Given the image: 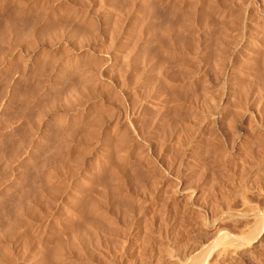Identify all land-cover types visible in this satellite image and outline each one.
Returning <instances> with one entry per match:
<instances>
[{
  "label": "rangeland",
  "instance_id": "obj_1",
  "mask_svg": "<svg viewBox=\"0 0 264 264\" xmlns=\"http://www.w3.org/2000/svg\"><path fill=\"white\" fill-rule=\"evenodd\" d=\"M24 2L0 0V264L202 260L207 225L253 228L228 215L264 205V0Z\"/></svg>",
  "mask_w": 264,
  "mask_h": 264
},
{
  "label": "bare ground",
  "instance_id": "obj_2",
  "mask_svg": "<svg viewBox=\"0 0 264 264\" xmlns=\"http://www.w3.org/2000/svg\"><path fill=\"white\" fill-rule=\"evenodd\" d=\"M27 1V0H26ZM113 1V0H112ZM227 1V0H226ZM25 3L24 2V0H20V3ZM20 3L17 5V6H15V8L12 10V12L14 11L15 13L16 12H19V11H21V9L22 8H20ZM203 4V3H202ZM58 6V5H57ZM228 7V6H227ZM231 7V6H230ZM140 9V8H139ZM193 9V8H192ZM10 12H11V10H10ZM13 12V14L14 15H16L15 13ZM224 12V11H223ZM59 15V14H58ZM223 15V14H222ZM12 16V15H11ZM84 16V15H83ZM108 16V15H107ZM117 17V16H116ZM91 21V20H90ZM89 21V22H90ZM117 21V20H116ZM9 23V22H8ZM48 24V23H47ZM89 25V24H88ZM90 25H92V23L90 22ZM89 25V26H90ZM222 25V24H221ZM63 27V26H62ZM5 28H7V26L5 27ZM4 28V29H5ZM9 28V27H8ZM90 28H91V26H90ZM121 28V27H120ZM87 29V28H86ZM262 29V28H261ZM78 31V30H77ZM2 32H3V30H2ZM5 33H7L6 31H5ZM4 33V34H5ZM262 33V32H261ZM260 33V34H261ZM3 34V33H2ZM2 34H0V35H2ZM3 34V36H5ZM79 34V33H78ZM253 34V33H252ZM83 35V34H82ZM251 35V34H250ZM2 36V37H3ZM252 36V35H251ZM96 37V36H95ZM241 37V36H240ZM5 39V38H4ZM51 39V38H50ZM261 40V39H260ZM234 44V43H233ZM236 44V43H235ZM217 47V46H216ZM235 47V46H234ZM94 50V49H93ZM120 51V50H119ZM36 57V56H35ZM45 60V59H44ZM217 61V60H216ZM89 64V63H88ZM114 64V63H113ZM77 66V65H76ZM234 66H235V64H234ZM219 70V69H218ZM60 71V70H59ZM58 73H60V72H58ZM82 73V72H81ZM80 73V74H81ZM84 73V72H83ZM222 73V72H221ZM64 74V73H63ZM81 76V75H80ZM104 77V76H103ZM89 79V78H88ZM86 81H88V80H86ZM94 81V80H93ZM229 81V80H228ZM90 82V81H89ZM96 83V82H95ZM91 84V83H90ZM86 88V87H85ZM117 93V92H116ZM207 94V93H206ZM75 96V95H74ZM92 96V95H91ZM73 97V96H72ZM235 98V97H234ZM200 100V99H199ZM84 103V102H83ZM206 104V103H205ZM208 104V103H207ZM82 105V104H81ZM217 105V104H216ZM63 106V105H62ZM215 106V105H214ZM215 108V107H214ZM224 108V107H223ZM212 109H213V107H212ZM202 111V110H201ZM67 114H69V113H67ZM76 114V113H75ZM214 114V113H213ZM216 114H217V112H216ZM116 115V114H115ZM191 115H192V113H191ZM202 115V114H201ZM211 116V115H210ZM224 116V115H223ZM196 117H198V116H196ZM205 117V116H204ZM209 117V116H208ZM190 118V117H189ZM217 118V117H216ZM228 119V118H227ZM195 120V119H194ZM84 121V120H83ZM86 122V121H85ZM212 122V121H211ZM89 123V122H88ZM94 123V122H93ZM212 124V123H211ZM38 125V124H37ZM199 125V124H198ZM245 125V124H244ZM186 128V127H185ZM184 128V129H185ZM183 129V128H182ZM187 130V129H186ZM209 132V131H208ZM180 135V134H179ZM189 135V134H188ZM192 135V134H191ZM184 137H186V136H184ZM182 139V138H181ZM188 140V139H187ZM182 141V140H181ZM180 141V142H181ZM202 141V140H201ZM188 142V144H189V141H187ZM186 142V143H187ZM30 143V142H29ZM59 143V142H58ZM55 144V143H54ZM185 144V143H184ZM186 145V144H185ZM184 146V145H183ZM183 151V150H182ZM194 152V151H193ZM246 154V153H245ZM163 155V154H162ZM214 156V155H213ZM192 157V156H191ZM203 157H204V155H203ZM210 163V162H209ZM224 163V162H223ZM183 164H185V163H183ZM191 164V163H190ZM221 164V163H220ZM221 167V166H220ZM225 168V167H224ZM264 168V167H263ZM190 169V168H189ZM233 169V168H232ZM190 171V170H189ZM192 171V170H191ZM263 171V170H262ZM238 172V171H237ZM259 172V171H258ZM185 173V172H184ZM260 173V172H259ZM164 175V174H163ZM190 175V174H189ZM217 176V175H216ZM231 176V175H230ZM48 179V178H47ZM90 179V178H89ZM186 181V180H185ZM193 181V180H192ZM40 182V181H39ZM48 182V181H47ZM41 184V183H40ZM159 184V183H158ZM184 184H186V183H184ZM175 185V184H174ZM225 185V184H224ZM42 186H43V188L45 189V188H47V186L46 185H43L42 184ZM44 186H46V187H44ZM187 187H188V184H187ZM220 187V186H219ZM47 190V189H46ZM155 190V189H154ZM39 191H40V189H39ZM213 191V190H212ZM226 191V190H225ZM41 192V191H40ZM39 192V193H40ZM199 193V192H198ZM203 193H204V191H203ZM33 194V193H32ZM51 194V193H50ZM184 194V193H183ZM186 195V194H185ZM189 195V194H188ZM182 196V195H181ZM38 197H39V195H38ZM241 197V196H240ZM16 198V197H15ZM30 198V197H29ZM143 198V197H142ZM35 199V198H34ZM141 199V198H140ZM36 200V199H35ZM178 200V199H177ZM38 201V200H37ZM36 201V202H37ZM99 201V200H98ZM101 201V200H100ZM34 202V201H33ZM40 202V201H39ZM62 202V201H61ZM95 202V201H94ZM208 202V201H207ZM255 202V201H254ZM36 204V203H35ZM213 204V203H212ZM244 204V203H243ZM254 204V203H253ZM93 205V206H92ZM91 206V208H92V210H93V208L95 207V205L94 204H92ZM142 205V204H141ZM145 205V204H144ZM186 205V204H185ZM118 206V205H117ZM243 206V205H242ZM261 207L263 206V208H261V209H255V208H253V207H249V208H243V209H245V211H243V212H235V213H229V215H228V217H230V218H234V220L235 219H239L240 220V218L242 219V218H247V219H251V220H253V223H254V226H253V228L251 229V230H249L248 232H247V230H246V234H235V233H231L230 231V233L229 232H227V231H222L221 229L220 230H218V228L216 229V227H215V229L214 228H212V224H209V225H207L208 227L207 228H210L211 230H212V233H214V234H216L218 237H220L219 238V240H218V242H215V241H213L212 243H210V245L205 249V247H202L200 250L201 251H205V255H204V258L202 259V260H199L197 257H198V255H200V254H198L197 253V251L195 250V249H197V248H194V250H191V251H189L188 252V250L186 251V249H185V247H184V249H185V251H184V249L182 250V252L181 253H178V254H176L175 255V257L172 259V262H173V264H204L205 262H206V258L207 257H209L211 254L213 255V254H215L216 255V257H220V258H223V257H227V256H229V257H231V258H234V259H237L238 260V262H239V264H264V252L262 251V246H261V242L258 240L259 238H260V236L264 233V205H260ZM21 207H23V206H21ZM48 207V206H47ZM145 207V206H144ZM229 207V206H228ZM245 207H246V205H245ZM17 208V207H16ZM15 208V209H16ZM18 208H20V206L18 207ZM137 208V207H136ZM22 209H24V207L22 208ZM22 209L20 208V212H22ZM48 209V208H47ZM46 209V210H47ZM118 209V208H117ZM242 209V210H243ZM25 210V209H24ZM43 210V209H42ZM139 210V209H138ZM241 210V211H242ZM9 211V210H8ZM10 211H13L12 209L10 210ZM18 211V212H17ZM198 211V210H197ZM15 211H13V214H12V212L9 214L8 212V214H7V217H8V222H11V224H9L8 222V224L9 225H7L8 227L9 226H13L14 224H16L17 222H15V220H18L16 217H18V216H16L17 215V213H19V209L18 210H16V214L14 213ZM90 212H91V210H90ZM138 212V211H137ZM31 213V212H30ZM85 213V212H84ZM147 213V212H146ZM14 215V217L12 216V215ZM20 215L22 214V213H19ZM89 214H91V213H89ZM127 214V213H126ZM133 214V213H132ZM151 214V213H150ZM86 215V214H85ZM91 215H93V214H91ZM212 215V214H211ZM130 216V215H129ZM213 216V215H212ZM2 217V216H1ZM3 217H4V220H5V216L3 215ZM13 217V219H12V221H13V223H12V221H10L9 219H11ZM22 217V216H21ZM92 217H94V216H91V218ZM223 217H225V216H223ZM227 217V216H226ZM22 218H24V217H22ZM22 218H20L22 221H20V224H21V222L23 223V219ZM97 218V217H96ZM1 219V218H0ZM246 219V220H247ZM27 220V219H26ZM106 220V219H105ZM111 220V219H110ZM109 220V221H110ZM150 220V219H149ZM171 220V219H170ZM202 220V219H201ZM209 220V219H208ZM211 220V219H210ZM87 225H86V227H88L89 225L91 226L94 222L93 221H95V218H93V221H91V219L89 220V219H87ZM98 221V220H97ZM128 221V220H127ZM126 221V222H127ZM232 221V220H231ZM248 221H250V220H248ZM183 222V221H182ZM212 222V221H211ZM241 222V221H240ZM244 222V221H243ZM247 222V221H246ZM251 222V221H250ZM27 223V222H26ZM25 223V224H26ZM106 223V222H105ZM222 223V222H221ZM2 224H3V221H2ZM6 224V223H5ZM5 224H3V225H5ZM24 224V223H23ZM36 224V223H35ZM95 224V223H94ZM2 225V226H3ZM99 225H100V221H99ZM130 225V224H129ZM152 225V224H151ZM195 225V224H194ZM199 225V224H198ZM251 225V224H250ZM250 225H249V227H250ZM1 226V225H0ZM131 226V225H130ZM147 226V225H146ZM145 226V227H146ZM173 226V225H172ZM178 226V225H177ZM222 226V225H221ZM84 227V226H83ZM82 227V228H83ZM112 227V226H111ZM196 227V226H195ZM218 227V226H217ZM248 227V228H249ZM152 228V227H151ZM199 228V227H198ZM37 229V228H36ZM63 230V229H62ZM71 230V229H70ZM85 230V229H84ZM123 230V229H122ZM158 230V229H157ZM230 230V229H229ZM233 230V229H232ZM72 231V230H71ZM116 231V230H115ZM138 231V230H137ZM143 231V230H142ZM75 232V231H74ZM77 232V231H76ZM152 232V231H151ZM157 232V231H156ZM166 232V231H165ZM198 232V231H197ZM244 233V232H243ZM79 234V233H78ZM144 234V233H143ZM214 234H212V236L214 235ZM0 235H1V233H0ZM72 235V236H71ZM98 235V234H97ZM131 235V234H130ZM23 236H25V235H23ZM77 236V235H76ZM75 233H74V235L73 234H70V237H73V240L75 239ZM81 236H82V234H81ZM81 236H79V237H81ZM103 236V235H102ZM189 236V235H188ZM216 236V237H217ZM21 237V236H20ZM214 237V239H215V236H213ZM68 238V237H67ZM83 238V237H82ZM142 238V237H141ZM153 238V237H152ZM159 238V237H158ZM193 238V237H192ZM70 239V238H69ZM85 239V238H84ZM146 239V238H145ZM262 239V238H261ZM4 240V239H3ZM59 240V239H58ZM56 241L54 244H55V246H54V248H52V250H48V251H46V255L43 257L46 261V263L47 264H62V263H60L61 261H60V251L62 250H60V241ZM72 240V239H71ZM76 240V239H75ZM202 240V239H201ZM216 240V239H215ZM25 241V240H24ZM65 241V240H64ZM70 241V240H69ZM85 241V240H84ZM139 241V240H138ZM142 241V240H141ZM172 241V240H171ZM27 242V241H26ZM126 242V241H125ZM169 242V241H168ZM67 243V242H66ZM65 243V244H66ZM72 243V242H71ZM84 243V242H83ZM82 243V244H83ZM196 243V242H195ZM257 243V244H256ZM27 244V243H26ZM62 244V243H61ZM77 244V243H76ZM140 244V243H139ZM144 244V243H143ZM187 244V243H186ZM206 244V243H205ZM67 245V244H66ZM97 245V244H96ZM171 245V244H170ZM180 245V244H179ZM183 245V244H182ZM192 245V244H191ZM197 245V244H196ZM198 245H200V244H198ZM208 245V244H207ZM76 246V245H75ZM121 246V245H120ZM172 246V245H171ZM193 246V245H192ZM201 246H203V245H201ZM201 246H199V247H201ZM68 247V246H67ZM177 247V246H176ZM181 247V246H180ZM182 247V248H183ZM186 247H187V245H186ZM190 247V246H189ZM194 247V246H193ZM198 247V246H197ZM67 249V248H66ZM92 249V248H91ZM172 249V248H171ZM190 249H192V248H190ZM104 250V249H103ZM130 250V249H129ZM159 250V249H158ZM174 250V249H173ZM172 250V251H173ZM4 251V250H3ZM50 251V252H49ZM75 251V250H74ZM78 251V250H77ZM170 251V250H169ZM176 251H178L179 252V250H176ZM200 251V252H201ZM9 252V251H8ZM167 252H168V250H167ZM199 252V251H198ZM174 253V252H173ZM77 254V253H76ZM159 255V254H158ZM68 256V255H67ZM71 256V255H70ZM86 256V255H85ZM166 256V255H165ZM174 256V255H173ZM205 256H206V258H205ZM214 256V255H213ZM110 257V256H109ZM133 257V256H132ZM170 257V256H169ZM215 257V256H214ZM62 258H64V257H62ZM210 258H212L211 256H210ZM230 258V259H231ZM116 259V258H115ZM136 259V258H135ZM151 259V258H150ZM157 259V258H156ZM208 259V258H207ZM229 259V258H228ZM227 259V260H228ZM234 259H232V260H234ZM142 260V259H141ZM223 260V259H222ZM104 261H106V260H104ZM210 261H211V259H210ZM220 261V260H219ZM172 262H170V263H172ZM214 262V261H213ZM66 263V262H65ZM145 263V262H144ZM165 263V262H164ZM215 263H217V262H215ZM223 263V262H222ZM35 264V263H34ZM132 264V263H131ZM209 264V263H208ZM233 264V263H232Z\"/></svg>",
  "mask_w": 264,
  "mask_h": 264
}]
</instances>
